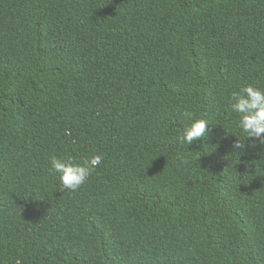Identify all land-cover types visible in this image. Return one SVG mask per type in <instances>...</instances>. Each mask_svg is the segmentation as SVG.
I'll use <instances>...</instances> for the list:
<instances>
[{"label": "trees", "instance_id": "obj_1", "mask_svg": "<svg viewBox=\"0 0 264 264\" xmlns=\"http://www.w3.org/2000/svg\"><path fill=\"white\" fill-rule=\"evenodd\" d=\"M247 85L264 0H0V264H264ZM96 154L76 191L50 171Z\"/></svg>", "mask_w": 264, "mask_h": 264}, {"label": "clouds", "instance_id": "obj_2", "mask_svg": "<svg viewBox=\"0 0 264 264\" xmlns=\"http://www.w3.org/2000/svg\"><path fill=\"white\" fill-rule=\"evenodd\" d=\"M231 111L239 114V129L246 138H253L255 142L264 145V90L247 85L235 91L230 97ZM184 116L191 118V113L185 111ZM208 122L202 118L193 119L185 127L178 140L188 146L195 144L208 131ZM244 144L238 141L234 148H243ZM255 146V145H254ZM103 161L102 154H96L82 163H77L71 156L60 158L52 156L49 160L50 171L58 174L62 188L71 191L78 190L87 180L92 171ZM16 264H21L20 260Z\"/></svg>", "mask_w": 264, "mask_h": 264}]
</instances>
